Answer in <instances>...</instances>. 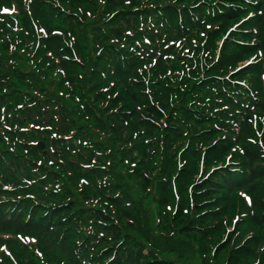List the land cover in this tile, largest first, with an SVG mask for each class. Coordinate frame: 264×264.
Segmentation results:
<instances>
[{"label": "trees", "instance_id": "16d2710c", "mask_svg": "<svg viewBox=\"0 0 264 264\" xmlns=\"http://www.w3.org/2000/svg\"><path fill=\"white\" fill-rule=\"evenodd\" d=\"M178 1L0 9V264H264V0Z\"/></svg>", "mask_w": 264, "mask_h": 264}, {"label": "rangeland", "instance_id": "374dc122", "mask_svg": "<svg viewBox=\"0 0 264 264\" xmlns=\"http://www.w3.org/2000/svg\"><path fill=\"white\" fill-rule=\"evenodd\" d=\"M11 4L8 6L7 4H2L0 9L3 8V11H7L10 15L16 14L18 11H21L22 8L26 9V11H30L34 8V3L36 0H10ZM180 1L175 0V2H171L169 0H160L162 5L170 3L172 5L179 4ZM40 19L44 21L45 24L40 23L43 27L54 28L56 27V17L54 20L47 19V16L50 14L40 12ZM21 20V19H19ZM16 20L15 22H18ZM43 29V28H42ZM41 30V28H40ZM20 57L23 59L21 61L22 65H24L29 70L34 69V59L31 53L25 50H18L17 52ZM26 58V59H25ZM249 60H254V57H250L248 59H243L239 63L240 65L249 64ZM255 61V60H254ZM48 75L50 78H53L55 81L60 79L59 71L57 68L51 70V68H46ZM264 78V75H263ZM53 88H50L52 90ZM79 94V93H78ZM29 126V125H28ZM8 138L9 135L7 134ZM247 200H251L250 197H247ZM153 217L152 221L155 223L157 221L156 210L155 208L152 209ZM0 234L2 236L1 239V247H13L14 250L17 251L19 255H22L25 252H35V254L40 255L39 253H43V251L52 254L53 256L57 257L61 261L65 259V256L60 250L57 249V245L54 244L53 238L50 236L40 235V234H14L11 232H4L0 230ZM202 256L199 254L195 255V258H192V264H198L199 260ZM223 262V253L216 252L209 254L205 260V264H222Z\"/></svg>", "mask_w": 264, "mask_h": 264}]
</instances>
